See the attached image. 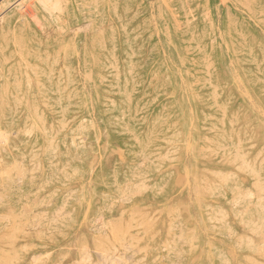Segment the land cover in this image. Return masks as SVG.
Instances as JSON below:
<instances>
[{
	"label": "rangeland",
	"instance_id": "1",
	"mask_svg": "<svg viewBox=\"0 0 264 264\" xmlns=\"http://www.w3.org/2000/svg\"><path fill=\"white\" fill-rule=\"evenodd\" d=\"M0 1V264H252L264 0Z\"/></svg>",
	"mask_w": 264,
	"mask_h": 264
},
{
	"label": "bare ground",
	"instance_id": "2",
	"mask_svg": "<svg viewBox=\"0 0 264 264\" xmlns=\"http://www.w3.org/2000/svg\"><path fill=\"white\" fill-rule=\"evenodd\" d=\"M37 2L39 1V3L40 4H42L43 3V1L42 0H36ZM44 1H46V2H48L49 0H44ZM224 1V0H223ZM245 1V0H244ZM253 1V0H252ZM3 1H0V4L2 3ZM42 2V3H41ZM50 2V1H49ZM48 2V3H49ZM57 2V1H56ZM161 2H163V0L161 1ZM185 2V1H184ZM246 2V1H245ZM244 2V3H245ZM186 3V2H185ZM50 4V3H49ZM52 4H54V3H52ZM59 3H57V5H58ZM248 4V3H247ZM32 5V4H31ZM181 5V4H180ZM240 5H242V4H240ZM46 6H47V3H46ZM51 6V5H50ZM49 6V7H50ZM187 6V5H186ZM1 7V6H0ZM48 7V6H47ZM56 7V6H55ZM246 7H247V5H246ZM58 8V7H57ZM187 8V7H186ZM49 9V8H48ZM58 10H60L59 8H58ZM24 11V10H23ZM55 11V10H54ZM249 11V10H248ZM18 12H20V10L18 9ZM51 12H53V10L51 11ZM57 12H59V11H57ZM189 12V11H188ZM1 13V12H0ZM160 14V13H159ZM260 14H261V12H260ZM21 15V14H20ZM191 15V14H190ZM252 15V14H251ZM259 15V14H258ZM153 18V17H152ZM35 21V20H34ZM87 24V23H86ZM154 25V24H153ZM178 25V24H177ZM82 26H84V25H82ZM87 27V26H86ZM80 28H82L81 26H80ZM179 29V28H178ZM212 40V39H211ZM198 50V49H197ZM38 56V55H37ZM46 57H47V55H46ZM208 64V63H207ZM60 69V68H59ZM79 72V71H78ZM89 73V72H88ZM88 75V74H87ZM86 76V75H85ZM35 78H37V77H35ZM34 81H36V80H34ZM37 83V82H36ZM193 83V82H192ZM3 88V87H2ZM214 90V89H213ZM5 91V90H4ZM214 96V95H213ZM0 102H2V100L0 101ZM210 106H212V105H210ZM15 112V111H14ZM224 114V113H223ZM40 119V118H39ZM221 119H222V117H221ZM37 120H38V118H37ZM221 121V120H220ZM38 122H39V120H38ZM43 122V121H42ZM229 122V121H228ZM231 123V122H230ZM262 123V122H261ZM43 125V124H42ZM228 130V129H227ZM27 131V130H26ZM26 131H24V133H26ZM30 131V130H29ZM44 131V130H43ZM224 131V130H223ZM4 133V132H3ZM2 133V134H3ZM30 133V132H29ZM12 134V133H11ZM44 135H45V133H44ZM236 135V134H235ZM1 136V135H0ZM3 136V135H2ZM79 136V135H78ZM4 137V136H3ZM3 137H1V138H3ZM206 137V136H205ZM5 138H3V140H4ZM51 139V138H50ZM49 139V140H50ZM236 139H238V138H236ZM6 140V139H5ZM81 140V139H80ZM207 140V139H206ZM242 140V139H241ZM51 141V140H50ZM0 142H1V140H0ZM5 143H6V141H4ZM3 142V143H4ZM172 142V141H171ZM239 142V141H238ZM2 143V142H1ZM237 144V143H236ZM192 147V146H191ZM190 147V148H191ZM201 147V146H200ZM208 147V146H207ZM219 147V146H218ZM201 148H203V147H201ZM205 148V147H204ZM221 148V147H220ZM186 149V148H185ZM206 149V148H205ZM208 149V148H207ZM211 149V148H210ZM3 150V149H2ZM53 150V149H52ZM54 151V150H53ZM259 152V151H258ZM229 153V152H228ZM243 153V152H242ZM241 153V155L243 156L244 154H242ZM211 154V153H210ZM256 155H258V154H256ZM201 156H203V155H201ZM233 157V156H232ZM233 158H235V157H233ZM233 158L231 159V160H233ZM255 158H257V157H255ZM226 159V158H225ZM224 159V160H225ZM240 161L242 162H244V159L242 160V158L240 157ZM255 160V159H254ZM261 160V159H260ZM14 161V160H13ZM141 161H144V160H141ZM237 161V160H236ZM248 162V161H247ZM253 162V161H252ZM17 163V162H16ZM56 163V162H55ZM144 163V162H143ZM228 163V162H227ZM239 163V162H238ZM246 163V162H245ZM245 163H241L242 165H245L246 166V164ZM14 164H15V161H14ZM13 164V165H14ZM140 164V163H139ZM141 165H142V163H141ZM241 165V166H242ZM15 166H17V164L15 165ZM20 166V165H19ZM174 166V165H173ZM173 166H170V167H173ZM236 166V165H235ZM11 167V166H10ZM14 167V166H13ZM246 167H249V165L247 164V166ZM238 168V167H237ZM245 167H243V169H244ZM250 168V171H252V168L251 167H249ZM21 169V168H20ZM30 169V168H29ZM57 169V168H56ZM14 171H15V168L13 169ZM31 170V169H30ZM21 171V170H20ZM58 171V170H57ZM213 171V170H212ZM5 172V171H4ZM3 172V173H4ZM16 172V173H15ZM14 173L16 174V176H17V172L18 171H15ZM30 172V171H29ZM217 172V171H216ZM219 172V171H218ZM6 173V172H5ZM227 173H229V172H227ZM226 173V174H227ZM1 174V173H0ZM19 174H20V172H19ZM211 174H212V172H211ZM220 174V173H219ZM21 175V174H20ZM20 175H18L17 177H16V179L15 178H13V177H7L6 178V180H5V182L6 183H8L9 184V186H13V184H14V182H15V180H17V179H21L20 178ZM1 176V175H0ZM137 176V175H136ZM222 176V175H221ZM223 176H224V174H223ZM228 176V175H227ZM264 177V176H263ZM253 178H254V180H253V184H254V186H255V188H256V190H260V191H262L263 190V188H264V178H261V176L260 175H258L257 174V171L255 170L254 171V173H253ZM221 179H224V178H221ZM180 180H181V178H180ZM194 180H196V179H194ZM201 180V179H200ZM206 180V179H205ZM205 180H203L204 182H205ZM176 181V180H175ZM174 181V182H175ZM237 181V179L235 178L234 180H233V182H236ZM17 182H18V180H17ZM21 182V181H20ZM186 182V181H185ZM203 182V183H204ZM19 183V182H18ZM46 183V182H45ZM128 183H130V182H128ZM176 183H178V182H176ZM252 183V182H251ZM144 184H142V186H143ZM19 186H21V185H19ZM141 186V187H142ZM203 186H205V183H204V185ZM124 187H125V185H124ZM123 187V188H124ZM194 187H196V191L198 192V188H197V186H195L194 185ZM209 187V186H208ZM1 188H2V186H1ZM41 188V187H40ZM201 188L203 189V187L201 186ZM254 188V187H253ZM233 189H237V184L235 183L234 185H233ZM37 190V189H36ZM192 191H193V189H192ZM134 192V191H133ZM139 193V190L137 191H135V193ZM158 192V191H157ZM249 192H250V190H249ZM136 193V194H137ZM232 193V192H231ZM250 193H252V192H250ZM255 193H256V191H255ZM1 194V193H0ZM197 194V193H196ZM198 194H199V192H198ZM223 195H224V197H226V193H225V191L222 193ZM42 196V195H41ZM40 196V197H41ZM245 196H247L248 197V195H245ZM250 196V195H249ZM257 196H258V194H257ZM35 197V196H34ZM195 197V196H194ZM197 198V197H196ZM256 198V197H255ZM1 199V198H0ZM198 199V198H197ZM200 199V198H199ZM232 200H237V198L234 196V197H232L231 198ZM35 200V198L33 199V202H35L34 201ZM42 200H43V198H42ZM53 200V199H52ZM204 200V199H203ZM31 201H32V199H31ZM115 201V200H114ZM124 201V200H123ZM198 201V200H197ZM121 202V201H120ZM42 203V202H41ZM46 203V202H45ZM234 204H235V202H233ZM27 205V204H26ZM63 205V204H62ZM110 205V204H109ZM120 205H122V204H120ZM254 205H255V207H254V214H253V216H252V218L250 219V228H249V231L251 230V232L253 233V235L252 236H247V237H245V238H247V240L246 241H244V243H245V246H246V248H248V250L250 251V252H253V258H249V256H246V257H248V258H245V259H248V261H251L252 259H253V262H252V264H264V194H262V195H260V196H258L257 197V200L255 201V203H254ZM23 206H25V205H23ZM22 206V210L23 209H25V207H23ZM43 206V205H42ZM61 207V206H60ZM117 207H119V205L117 206ZM136 206L134 205V207L133 208H135ZM143 207V206H142ZM145 207V206H144ZM137 208V207H136ZM210 208V207H209ZM28 209V208H27ZM139 209V208H138ZM7 210V209H6ZM157 210V209H156ZM155 210V211H156ZM24 211V210H23ZM57 212H58V210H56ZM55 211V212H56ZM121 211V210H120ZM119 211V212H120ZM124 211V210H123ZM123 211H121V213L123 212ZM138 211V210H137ZM172 211V210H171ZM244 211H245V209H244ZM54 212V213H55ZM59 212H60V210H59ZM133 212H136V211H133ZM139 212L140 211H138V213L137 214H139ZM29 213V212H28ZM35 213V212H34ZM41 213H43V212H41ZM128 213H132V212H128ZM154 213V212H153ZM213 213H214V211H213ZM216 213V212H215ZM242 213H243V211H242ZM9 214H10V212H9ZM12 214V213H11ZM16 214V213H15ZM14 214V216H16V218H17V215H15ZM64 214V213H63ZM144 214V212L142 213V215ZM221 214V213H220ZM133 215V214H132ZM145 215V214H144ZM143 215V216H144ZM241 215V214H240ZM7 216H9V215H7ZM38 216H40V215H38ZM42 216V215H41ZM61 216V215H60ZM97 216V215H96ZM129 216H131V215H129ZM223 216V215H222ZM0 217H1V215H0ZM2 217H4V216H2ZM2 217H1V219H2ZM6 217V216H5ZM18 217H19V215H18ZM44 217V216H43ZM59 217V216H58ZM99 217V216H98ZM119 217H120V215H119ZM140 217H141V214H140ZM15 218V217H14ZM22 218V217H21ZM33 218V217H32ZM37 218V217H36ZM129 218V217H128ZM131 219H132V217H130ZM138 218V217H137ZM150 218V217H149ZM156 218V217H155ZM155 218H153V219H155ZM221 218V217H220ZM4 219V218H3ZM6 219V218H5ZM51 219V218H50ZM94 219H96V218H94ZM136 219V218H135ZM135 219H133V221H135ZM144 219V218H143ZM147 219H148V217H147ZM215 219V218H214ZM14 219H13V217H12V221H13ZM38 220V219H37ZM49 220V219H48ZM56 220V219H55ZM128 221H129V219H127ZM142 220V219H141ZM141 220H139L140 222H141V224L143 223V221H141ZM26 221V220H25ZM28 221V220H27ZM30 221V220H29ZM53 221H54V219H53ZM52 221V222H53ZM94 221H96V220H94ZM121 220H119V221H116V222H118V224H120L121 222H120ZM145 221V220H144ZM17 222V221H16ZM21 222V221H20ZM38 222V221H37ZM36 222V224H38ZM51 222V223H52ZM126 221H124V223H125ZM139 222V223H140ZM24 223V222H23ZM54 223V222H53ZM111 223V222H110ZM114 223H115V221H114ZM114 223L112 224V226H109V227H111L110 229H112V230H114L115 228H117V223H116V225H114ZM129 222H126L125 223V225L126 224H128ZM240 223V222H239ZM245 223V222H244ZM12 224V223H11ZM11 224H9L10 225V227H11V230L10 231H13L12 230V225ZM14 224V223H13ZM16 224H18V222L16 223ZM109 224V223H108ZM137 224H138V222H137ZM144 224H145V228H147L148 226H149V223H147V221H146V223H143L142 224V226L144 227ZM151 224V223H150ZM167 224H168V222H167ZM9 225H8V228H9ZM24 225H25V223H24ZM121 225V224H120ZM125 225H124V227H125ZM130 225V224H129ZM32 226V225H31ZM37 226H39V225H37ZM114 226H115V228H114ZM137 226V225H136ZM139 226V225H138ZM141 226V225H140ZM34 227V226H33ZM35 227H36V225H35ZM168 227V226H167ZM222 227L224 228V230H227V231H232V227L231 226H229V224H227V223H223L222 224ZM231 227V228H230ZM7 228V229H8ZM21 228H23L22 226H21ZM118 228H122V227H120L119 225H118ZM127 228H129V226H127ZM126 227H125V229H124V231H122V232H126V229H127ZM134 228V227H133ZM10 229V228H9ZM13 229H15V228H13ZM17 229V228H16ZM32 229V228H31ZM129 229H131V228H129ZM189 229H191V228H189ZM19 231L21 230V229H18ZM30 230V229H29ZM213 230V229H212ZM10 231H9V233H10ZM24 231V230H23ZM27 231V230H26ZM110 231V230H109ZM118 232H121V231H119V229L117 230ZM117 231H114V232H117ZM13 232H15V231H13ZM13 232H12V234H13ZM113 232V231H112ZM113 232V233H114ZM117 232V233H118ZM170 232V231H169ZM6 233H8V232H6ZM8 233V234H9ZM16 233V232H15ZM112 233V235H114ZM137 233V232H136ZM8 234H6V235H8ZM111 234V233H110ZM205 234V233H204ZM111 235V236H112ZM244 235V234H243ZM9 236H11V235H9ZM239 236H241V235H239ZM12 237H14L13 235H12ZM129 237L130 238H132L131 237V235H129ZM191 238H193V237H190V240H191ZM132 240V239H131ZM130 240V241H131ZM238 240H240V239H238ZM26 247V246H25ZM27 248H28V246H27ZM228 251V250H227ZM232 252H233V250H232ZM231 254V253H230ZM224 257V256H223ZM225 258V257H224ZM223 258V259H224ZM251 259V260H250Z\"/></svg>",
	"mask_w": 264,
	"mask_h": 264
}]
</instances>
